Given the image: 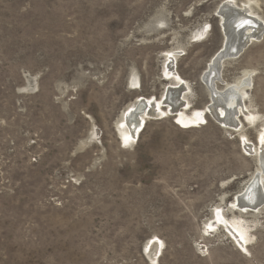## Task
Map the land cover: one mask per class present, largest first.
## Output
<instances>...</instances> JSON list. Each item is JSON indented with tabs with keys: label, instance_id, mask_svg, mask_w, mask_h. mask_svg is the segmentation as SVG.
<instances>
[{
	"label": "rangeland",
	"instance_id": "rangeland-1",
	"mask_svg": "<svg viewBox=\"0 0 264 264\" xmlns=\"http://www.w3.org/2000/svg\"><path fill=\"white\" fill-rule=\"evenodd\" d=\"M224 1L0 0V264H264V205L232 203L264 133V0H232L262 26L220 73L251 76L237 131L204 111ZM170 51L175 108L204 119L126 143L123 110L177 83Z\"/></svg>",
	"mask_w": 264,
	"mask_h": 264
},
{
	"label": "bare ground",
	"instance_id": "bare-ground-1",
	"mask_svg": "<svg viewBox=\"0 0 264 264\" xmlns=\"http://www.w3.org/2000/svg\"><path fill=\"white\" fill-rule=\"evenodd\" d=\"M216 13L218 14L217 18H219V22L222 23L220 26H223V44L224 42H227L226 44L230 43V45L232 44L231 48L236 47L241 49L239 50L240 52L248 44L254 42V38L259 37V34L262 31L261 23L251 12V7L249 4L247 5V3L237 9L232 0H226L217 8ZM228 22L230 23V30L225 26V23L228 24ZM237 45H239V47ZM222 46L223 45H221V48ZM219 50L211 57L202 77L209 95V103L205 106L204 111L205 115L210 114L219 121L220 124L226 127L229 126V128L231 127L233 130L237 131L239 129L238 126L241 124L240 117L243 115L246 117L252 116L246 111V108L243 105V96L249 89L251 76L249 74H244L233 83H225L221 78L220 73L224 62L228 57L221 58L224 56H219L221 54H218ZM167 54L168 59L166 61L169 62V66H167L168 74L172 80L177 79V83L175 81L173 86L171 85L167 87V90L164 91L165 93L159 99L139 96L136 97L132 104L123 110L119 116L120 120L117 123V127L121 124L122 128L118 127L117 129L121 130L120 132H122L123 141L126 143H134L141 128L144 127V124L147 123V120L150 119V117H159L160 115H167L168 113L173 115V118H177L176 121H179L180 124H189V126H194L204 119L202 114L196 117L187 116L183 113V110L178 109L182 106V108L185 109L187 106L185 102V105L179 103L180 100L183 101V99H181L182 93H180V91L184 90L182 87H186V84L175 72L174 63L176 61V54L172 51ZM170 67L171 69H169ZM176 106H178V108H175ZM258 136V142L261 146L258 151H255L258 168L253 172L251 179H249L243 187V190L235 195V200L232 202L234 205L237 202L238 196L243 194L245 189L251 183L249 191L244 197V202L247 204H238L236 207V210L241 214L243 212H257V209L260 207L263 208L264 205V133H259ZM245 145H247L246 142ZM155 243L159 244L160 242H152L147 253V256L151 259L155 256L158 249V246H156Z\"/></svg>",
	"mask_w": 264,
	"mask_h": 264
},
{
	"label": "water",
	"instance_id": "water-1",
	"mask_svg": "<svg viewBox=\"0 0 264 264\" xmlns=\"http://www.w3.org/2000/svg\"><path fill=\"white\" fill-rule=\"evenodd\" d=\"M225 26L228 27V30H230V23L228 22V24L225 23ZM227 42H224L222 48L219 50L218 54H220L219 56H224V57H221V58H229V57H236L239 55V50L241 49H238V48H231L232 47V44L230 45V43L226 44ZM239 47V45H237ZM223 51V52H222ZM217 56V57H219ZM215 59V58H214ZM219 97V96H218ZM219 99V98H218ZM250 185L251 183L248 185V187L245 189V191L243 192V194H241L240 196H238V199H237V204L239 205H245L247 203L244 202L245 200V195L248 193L249 191V188H250Z\"/></svg>",
	"mask_w": 264,
	"mask_h": 264
}]
</instances>
